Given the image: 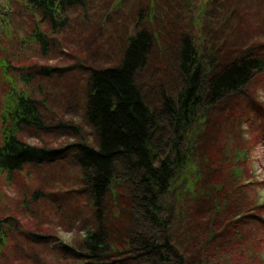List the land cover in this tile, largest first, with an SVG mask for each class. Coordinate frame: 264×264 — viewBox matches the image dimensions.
Returning a JSON list of instances; mask_svg holds the SVG:
<instances>
[{
  "label": "trees",
  "instance_id": "trees-1",
  "mask_svg": "<svg viewBox=\"0 0 264 264\" xmlns=\"http://www.w3.org/2000/svg\"><path fill=\"white\" fill-rule=\"evenodd\" d=\"M86 1L25 0L33 16L49 26L45 30L38 25L33 42L46 51L50 32L63 31L68 26L66 13ZM179 35L174 34L181 45L175 79L179 90L164 100L160 111L144 102L136 84L156 39L152 28L128 38L117 64L90 69L84 120L91 139L83 137L67 150L26 143V131L50 128L42 127L44 103L15 86L4 96L1 174L13 175L28 165L57 164L67 152L77 166L80 187L66 193L65 207L73 216L85 210L88 230L75 247L62 246L64 264L260 261L253 236L263 221L254 219L250 207L254 200L237 186L246 173L245 152L237 153L238 162L228 164L217 149H209V139L218 132L212 128L208 108L244 93L264 73V53L259 51L264 46L235 51L223 40L199 50L190 37ZM51 71L42 68L40 75ZM161 71L171 79L166 69ZM31 77L25 74L23 80L30 82ZM54 128L80 133V127L62 122ZM202 209L210 212L207 219ZM23 232L14 212L0 208V254L11 236Z\"/></svg>",
  "mask_w": 264,
  "mask_h": 264
},
{
  "label": "rangeland",
  "instance_id": "rangeland-1",
  "mask_svg": "<svg viewBox=\"0 0 264 264\" xmlns=\"http://www.w3.org/2000/svg\"><path fill=\"white\" fill-rule=\"evenodd\" d=\"M66 17L68 26L50 32L44 51L33 42V32L38 25L47 30V23L33 16L25 0L0 3V116L4 96L14 86L44 103L42 127L51 129L29 130L23 137L35 147L67 150L83 137L91 139L84 120L90 69L117 64L128 38L143 29L152 28L156 39L136 84L154 111H160L164 100L179 90L175 79L181 45L174 34L190 37L199 50L223 40L235 51L264 46V0H87ZM259 51L263 54L264 48ZM42 68L51 69V75H40ZM164 69L170 80L163 77ZM25 74L32 75L30 82L23 80ZM210 107L212 128L218 135L209 139V149H217L228 164L238 162L237 153L245 152L246 173L237 186L254 200L250 205L254 219L263 221L253 236L260 259L253 264H264V73L244 93ZM60 122L80 127V133L53 129ZM71 156L67 152L57 164L28 165L13 175L0 173V208L14 212L24 231L19 237L11 236L0 264H64L62 246L75 247L83 239L88 230L85 210L73 216L65 207L66 193L80 187ZM201 211L207 219L210 212Z\"/></svg>",
  "mask_w": 264,
  "mask_h": 264
}]
</instances>
